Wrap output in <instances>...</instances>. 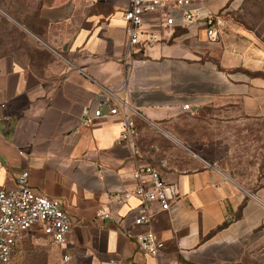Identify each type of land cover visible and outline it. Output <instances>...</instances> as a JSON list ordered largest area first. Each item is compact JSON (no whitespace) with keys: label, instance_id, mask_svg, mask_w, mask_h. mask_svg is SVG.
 Segmentation results:
<instances>
[{"label":"crops","instance_id":"0c3cea01","mask_svg":"<svg viewBox=\"0 0 264 264\" xmlns=\"http://www.w3.org/2000/svg\"><path fill=\"white\" fill-rule=\"evenodd\" d=\"M240 3L198 4L213 16L215 40L203 26H176L164 44L129 53L127 0L28 1L47 29L51 58L36 66L0 56V187L15 188L17 173L27 169L30 186L62 200L72 225L62 246L35 227L15 252L49 245V264H264V182L244 184L230 164L224 170L175 135L182 114L204 106L224 125L264 121V42L230 19ZM146 28L158 24L150 20ZM218 37L219 68L205 57ZM107 87L114 98L103 101ZM122 100L125 113L135 114L133 143L119 140L120 115H108ZM98 104L101 116L87 125ZM146 163L178 195L154 215L152 230L164 243L156 257L133 240L146 229L133 225L139 200L116 197Z\"/></svg>","mask_w":264,"mask_h":264},{"label":"built area","instance_id":"2783aa9c","mask_svg":"<svg viewBox=\"0 0 264 264\" xmlns=\"http://www.w3.org/2000/svg\"><path fill=\"white\" fill-rule=\"evenodd\" d=\"M207 0H127L122 12L126 47L129 53H137L141 49L155 44H164L172 36V28L179 26L190 29L196 25L204 27L208 39L215 40L217 31L213 26V16L202 11L198 4ZM156 17V18H154ZM157 22L158 28H146L148 21ZM114 87L104 88L100 98L110 101L114 98ZM118 106L109 107L108 115H120L121 133L119 140L133 143L137 135L134 115L125 113V101ZM93 115H86L85 123L92 124L102 112L100 104ZM3 105H0L2 108ZM189 105H183L189 110ZM137 154L136 148L133 150ZM132 187L119 192V202L134 197L139 200L137 213L133 219L136 227H145V231L134 236L133 240L142 253L159 256L164 243L152 230V221L158 211H168L178 195L169 187L159 171L151 164L137 165L130 177ZM154 205L157 208H154ZM97 217L107 218V212H98ZM71 217L63 208V201L48 197L30 186L29 172L23 169L16 175V186L13 189L0 187V264H10L25 232L40 227L51 243L62 246L66 243L71 230ZM64 261L69 260L67 255Z\"/></svg>","mask_w":264,"mask_h":264},{"label":"rangeland","instance_id":"374dc122","mask_svg":"<svg viewBox=\"0 0 264 264\" xmlns=\"http://www.w3.org/2000/svg\"><path fill=\"white\" fill-rule=\"evenodd\" d=\"M28 1L0 0V56L12 55L36 66H45L51 58L45 56L50 45L47 29L36 22ZM228 13L231 20L264 42V0H241L238 10ZM214 43L205 57L219 68L220 37ZM219 117L207 106L193 115L192 112L182 114L175 135L224 170L232 166L234 176L244 184L264 182L259 177L264 172V121L245 120L224 125L214 121ZM49 249V245H26L23 251L15 252L10 264H49Z\"/></svg>","mask_w":264,"mask_h":264}]
</instances>
